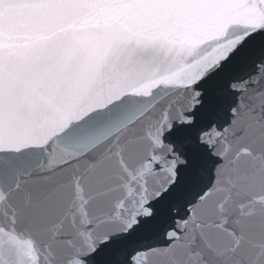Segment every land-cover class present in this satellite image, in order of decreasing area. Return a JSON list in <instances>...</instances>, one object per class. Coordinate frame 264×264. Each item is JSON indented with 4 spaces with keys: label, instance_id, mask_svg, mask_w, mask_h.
<instances>
[{
    "label": "snow or ice",
    "instance_id": "obj_1",
    "mask_svg": "<svg viewBox=\"0 0 264 264\" xmlns=\"http://www.w3.org/2000/svg\"><path fill=\"white\" fill-rule=\"evenodd\" d=\"M0 264H264V0H0Z\"/></svg>",
    "mask_w": 264,
    "mask_h": 264
}]
</instances>
